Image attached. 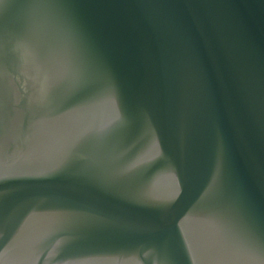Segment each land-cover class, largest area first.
<instances>
[{
	"label": "water",
	"instance_id": "1",
	"mask_svg": "<svg viewBox=\"0 0 264 264\" xmlns=\"http://www.w3.org/2000/svg\"><path fill=\"white\" fill-rule=\"evenodd\" d=\"M0 264H264V0H0Z\"/></svg>",
	"mask_w": 264,
	"mask_h": 264
}]
</instances>
